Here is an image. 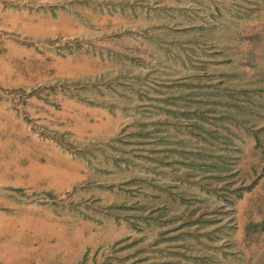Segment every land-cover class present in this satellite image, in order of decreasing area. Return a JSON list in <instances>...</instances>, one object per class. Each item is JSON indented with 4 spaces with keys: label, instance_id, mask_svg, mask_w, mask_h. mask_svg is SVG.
Listing matches in <instances>:
<instances>
[{
    "label": "rangeland",
    "instance_id": "1",
    "mask_svg": "<svg viewBox=\"0 0 264 264\" xmlns=\"http://www.w3.org/2000/svg\"><path fill=\"white\" fill-rule=\"evenodd\" d=\"M0 264H264V0H0Z\"/></svg>",
    "mask_w": 264,
    "mask_h": 264
},
{
    "label": "crops",
    "instance_id": "2",
    "mask_svg": "<svg viewBox=\"0 0 264 264\" xmlns=\"http://www.w3.org/2000/svg\"><path fill=\"white\" fill-rule=\"evenodd\" d=\"M1 116L0 112V125L3 124ZM25 227L15 213L0 211V254H18L19 257L20 254H34L32 245L35 240L25 232Z\"/></svg>",
    "mask_w": 264,
    "mask_h": 264
}]
</instances>
